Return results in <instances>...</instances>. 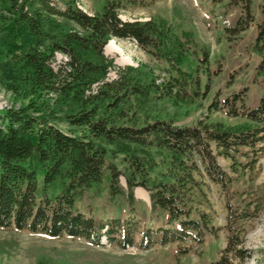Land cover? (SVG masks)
I'll return each mask as SVG.
<instances>
[{
  "label": "trees",
  "instance_id": "16d2710c",
  "mask_svg": "<svg viewBox=\"0 0 264 264\" xmlns=\"http://www.w3.org/2000/svg\"><path fill=\"white\" fill-rule=\"evenodd\" d=\"M56 1L4 0L0 6L7 15L0 14V52L12 69L7 87L27 101L0 111V229L68 236L98 247L105 240L126 250L135 244L136 224L117 217L97 220L78 203L90 191L106 190L111 200L124 197L132 205L140 188L150 210L166 214L168 226L142 232L141 249L176 244L182 254L188 249H181L183 242L203 244L217 228L194 206L195 195L203 193L197 177L225 185L216 155L234 161L242 148L264 147V0L251 47L258 59L254 77L263 84L258 104L236 106L239 96L220 107L212 104L211 109L227 108L228 117L246 123L198 121L189 127L150 120L148 111L158 101L189 105L199 96L194 74L199 62L208 64L209 53L190 52V32L179 33L165 19L119 17L121 9L142 0H106L93 14L71 5L59 10ZM250 6L247 0L244 26L225 31L237 34L253 22ZM111 39L133 42L178 76L157 83L150 70L127 66L106 81L115 66L104 54ZM57 53L66 60L55 69ZM58 119L81 131L61 130L53 123ZM226 207V246L210 264H243L252 257L243 226L251 214L233 215Z\"/></svg>",
  "mask_w": 264,
  "mask_h": 264
},
{
  "label": "rangeland",
  "instance_id": "374dc122",
  "mask_svg": "<svg viewBox=\"0 0 264 264\" xmlns=\"http://www.w3.org/2000/svg\"><path fill=\"white\" fill-rule=\"evenodd\" d=\"M105 1L58 0L54 4L59 10L71 5L93 14L102 9ZM261 1L250 0L254 21L237 34L225 30L244 26V5L247 0H142L139 5H130L119 11L122 20L165 19L179 33L190 32L191 41L186 43L190 52H195L198 57H201L202 50L209 53L208 64L203 66L199 62L198 71L194 74L200 83L199 96L194 103L175 106L167 101H158L148 111L150 120L171 121L179 127L194 126L198 121L221 122L226 126L246 123L242 118L228 117L227 108L216 110L210 106L218 104L220 107L226 100L232 103L233 98L238 96L236 106L241 102L246 108L258 104L263 84L254 77L258 59L251 47L256 35V23L260 19L258 6ZM0 14L6 15L1 10ZM110 42L114 50L105 52ZM107 45L104 54L114 60L115 66L109 70L106 81L114 80L117 69L127 66L150 70L157 77V83L178 76L164 62L154 59L131 41L111 39ZM65 60L63 55L57 53L52 65L56 69ZM9 61L1 51L0 111L9 107L19 108L27 103L7 87L12 81ZM205 84L208 85L207 89H204ZM53 123L64 131L73 130L75 134L81 131V128L67 126L61 119ZM239 152L234 161L214 152L218 165L226 173L225 185L213 183L205 176L197 177L203 193L195 195L194 206L209 214L217 231L215 235H207L201 245L181 243V249L188 248L185 253L178 254L176 244H153L147 249L139 247L142 232L168 226L166 214L163 211L152 212L147 193L136 188L132 205L124 197L111 200L106 190L99 195L90 191L78 203L82 212L97 220L106 222L109 218L117 217L136 224L138 231L134 235L133 247L122 250L105 240L103 246L98 247L68 236L53 238L14 228L0 229V264H210L218 259L226 246L227 204L233 215L241 210L251 214L243 226L245 247L252 251V257L243 264H264V147L261 151L242 148ZM121 182L124 185V181Z\"/></svg>",
  "mask_w": 264,
  "mask_h": 264
},
{
  "label": "bare ground",
  "instance_id": "6f19581e",
  "mask_svg": "<svg viewBox=\"0 0 264 264\" xmlns=\"http://www.w3.org/2000/svg\"><path fill=\"white\" fill-rule=\"evenodd\" d=\"M112 50H114V49H113V47H112V43L110 42V43L106 46V48H105V52H109V51H112Z\"/></svg>",
  "mask_w": 264,
  "mask_h": 264
}]
</instances>
